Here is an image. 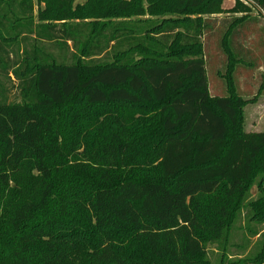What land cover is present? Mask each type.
<instances>
[{
  "label": "trees",
  "instance_id": "trees-1",
  "mask_svg": "<svg viewBox=\"0 0 264 264\" xmlns=\"http://www.w3.org/2000/svg\"><path fill=\"white\" fill-rule=\"evenodd\" d=\"M76 1L0 0V264H264V18Z\"/></svg>",
  "mask_w": 264,
  "mask_h": 264
},
{
  "label": "rangeland",
  "instance_id": "rangeland-1",
  "mask_svg": "<svg viewBox=\"0 0 264 264\" xmlns=\"http://www.w3.org/2000/svg\"><path fill=\"white\" fill-rule=\"evenodd\" d=\"M76 2L83 4L85 2V0H77ZM223 6H224V8L229 9L233 6V2L229 1V0H224ZM252 16H256V15L253 13V14H251V17ZM222 17H224V16H219V18H222ZM258 26L262 27L261 24H259ZM248 40L250 42L248 45V48L251 51V55H253V56L259 55L260 52L263 51L262 48L259 47V44H258L259 39L254 35L253 37L249 38ZM262 63L264 64L263 61H262ZM258 73L261 74V76L264 75V66L259 71H257V74ZM208 78H210V77H208ZM239 83H240V87L242 89H244L245 84L242 85L243 81H239ZM211 89L214 90L213 87H211ZM256 90H257V88H255L252 91V92H254L253 96L245 98L246 102L244 103V107L242 109L243 110L242 124H243V129L246 132L264 131V91L258 95H255ZM11 93L12 94L15 93V88L11 89ZM252 193H253V195H255V190H253ZM240 240L241 239L239 237V233H237L236 238L234 239L232 244L233 245L240 244L241 243ZM256 241H257L256 238L251 239L250 247H252ZM238 250L239 249H236L233 247H231V249H229L230 254H232V255L238 254V252L240 251V250L239 251ZM249 250H250V248H248V251ZM218 254H219V252L217 251V248H215V247H209L208 248V257H209V260L213 264L219 263V262H217Z\"/></svg>",
  "mask_w": 264,
  "mask_h": 264
},
{
  "label": "built area",
  "instance_id": "built-area-1",
  "mask_svg": "<svg viewBox=\"0 0 264 264\" xmlns=\"http://www.w3.org/2000/svg\"><path fill=\"white\" fill-rule=\"evenodd\" d=\"M229 1H232L233 4L236 2L241 3L251 9L252 11L251 14L254 13L255 15H259L264 18V11L253 0H229Z\"/></svg>",
  "mask_w": 264,
  "mask_h": 264
}]
</instances>
